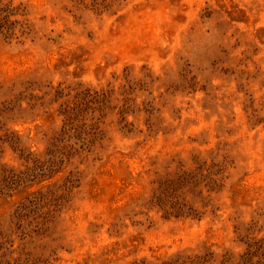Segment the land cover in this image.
Segmentation results:
<instances>
[{
    "label": "rangeland",
    "instance_id": "rangeland-1",
    "mask_svg": "<svg viewBox=\"0 0 264 264\" xmlns=\"http://www.w3.org/2000/svg\"><path fill=\"white\" fill-rule=\"evenodd\" d=\"M0 264H264V0H0Z\"/></svg>",
    "mask_w": 264,
    "mask_h": 264
}]
</instances>
